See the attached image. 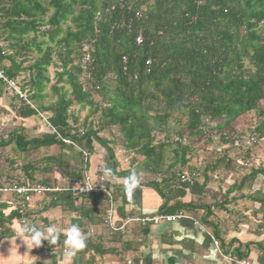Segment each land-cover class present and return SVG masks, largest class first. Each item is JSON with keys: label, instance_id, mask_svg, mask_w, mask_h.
Wrapping results in <instances>:
<instances>
[{"label": "trees", "instance_id": "16d2710c", "mask_svg": "<svg viewBox=\"0 0 264 264\" xmlns=\"http://www.w3.org/2000/svg\"><path fill=\"white\" fill-rule=\"evenodd\" d=\"M86 54L90 57L87 66L82 62ZM51 66L59 69L50 87L56 99L44 105ZM0 70L16 82L29 102L8 93L0 81V93L10 98L2 114L20 123L18 129L0 136V151L28 156L43 148L57 149L55 154L22 165L5 153L0 189L51 187V178L38 175L54 172L65 176L68 185L82 180L87 156L98 144L105 151L112 175L130 173L116 172L113 147L120 146L125 156L131 154L135 157L131 162L139 163L145 171L162 176L168 169L171 179L164 177L163 182H175L180 195L189 185L202 192L210 173L229 171L234 163L238 165L237 160H249L251 149L264 138V0H0ZM62 82L68 85L69 95L58 86ZM74 106H87L90 116L79 122L77 111L70 110ZM247 114L255 118L250 134L258 142L241 156L233 141L250 134L241 136L233 126ZM35 121L47 131L38 132L32 126ZM113 128L120 141L112 135L100 136ZM159 135L162 137L157 139ZM214 137L218 138L216 144ZM193 138L203 140L204 148L219 154L202 168L180 172L194 174L181 183L174 167L187 165L193 155L189 147ZM166 149L172 153V162L164 169ZM231 154L237 157L233 159ZM246 170L248 173L234 180L225 192L220 205L223 211L230 194L229 201L249 200L264 210V192L250 191L257 176L264 177V166ZM200 175L204 180L199 184L196 179ZM154 185L167 203L169 198L160 184ZM2 193L0 190L1 235H11L8 225L19 217L17 208L22 200L15 193H10L13 199ZM38 196L40 199L32 197L22 204L25 217L38 230L43 232L39 224L43 212L59 207L76 215L71 222L86 239L89 228L102 222L109 205L101 193L61 191ZM166 206L161 210L165 214L195 207L181 203ZM204 207V224L217 230V222L208 220L209 207ZM123 242L128 247L133 243ZM258 247L264 255V245ZM233 253L237 259H246L239 248Z\"/></svg>", "mask_w": 264, "mask_h": 264}, {"label": "crops", "instance_id": "0c3cea01", "mask_svg": "<svg viewBox=\"0 0 264 264\" xmlns=\"http://www.w3.org/2000/svg\"><path fill=\"white\" fill-rule=\"evenodd\" d=\"M8 101L6 95L0 93V113L3 109L8 108ZM214 150H219V148L215 147ZM209 151L211 152V150ZM87 160L88 167L83 175H88L94 181L99 176H104L105 186L112 194L110 221L106 222L108 206L102 222L89 228V236L87 239L85 238L86 247L77 251L75 256L69 257L64 244V233L72 225L71 220L76 215L64 212L59 207L49 208L41 215L43 222H39V224L41 227L43 226V232L48 227H55L58 233L55 244L52 247L48 245L41 247L40 242L45 239L43 236L37 244L31 239V235L20 233L1 235L0 231V264H125L127 259H131L134 264H234L220 255L215 242L222 254L235 257L233 252L239 248V252L253 264H264L263 252L258 247L259 244L264 245V210L261 211L259 206L254 205L252 210H248L247 204L254 203L249 200L239 202V206L246 209L244 214L253 219L237 223L235 220H228V212H230L228 205H226L225 211L220 209L221 198L225 200V196L219 195V190L225 194L227 189L223 190V182L228 183L226 187L228 188L233 182L232 176L225 178L220 174V169L212 176L209 172L211 177H209L204 191L201 192L200 187L189 185L184 194L180 195L178 187H175V182L173 183L172 180L163 182L171 173L168 169V172L161 176L141 169L139 163L131 162V166L136 167V173L141 179L137 186L129 189L123 183L124 178L128 175L116 176L108 172L110 168L105 151L98 144H95L94 151L87 156ZM237 164L235 165L244 169L259 166L256 161H250L245 167L241 166L238 160ZM203 165L204 163L200 159L196 163L188 161L187 165L178 166L176 172L179 174L189 171V169L192 170L194 167L202 168ZM232 168L237 167H231V170ZM121 170L123 169L117 168L116 172ZM126 170L132 171L128 168ZM48 175L52 176V181L53 179L59 181V186L69 183H67L68 179L58 172ZM170 176L166 179H171ZM203 178L204 176L200 175L196 180L200 184L204 180ZM73 182L70 185H73ZM149 183L152 185H148ZM154 184H160L162 192L169 198L167 203ZM32 197L40 199L38 195ZM177 203L191 204L195 207L184 208L171 214L167 213L170 215L184 214V217L177 218L172 222L146 226L137 222L124 223L129 217H152L161 213L162 207L166 204L167 208ZM204 206L209 207L211 212L208 220L211 221L210 218H212L213 223L217 222V230H215V226L204 224L203 218L207 212ZM257 210L259 211L255 213ZM249 211L252 213V217H250ZM6 212L8 213L9 210ZM259 214H261L260 220L257 219ZM122 226L123 228H121ZM124 240H132L133 243L128 247L124 245ZM231 240H236V242ZM95 250L98 252L104 250L105 253L101 255L98 252L95 253Z\"/></svg>", "mask_w": 264, "mask_h": 264}, {"label": "rangeland", "instance_id": "374dc122", "mask_svg": "<svg viewBox=\"0 0 264 264\" xmlns=\"http://www.w3.org/2000/svg\"><path fill=\"white\" fill-rule=\"evenodd\" d=\"M59 69H55L53 66L49 67L48 69V74H49V77H50V83L47 85L44 93L46 94L45 97L43 98L42 100V104L44 105H47L48 103L50 102H53L55 99H56V96L51 92V86L53 84H55V81H56V76H55V72H57ZM83 77V76H82ZM82 77L80 78V80L82 79ZM58 86H61L65 89L67 95H69V87L67 84H65L64 82L62 83H58ZM7 100H9L10 98L7 97ZM261 107L264 111V103L261 104ZM71 111H77V118L79 120V122H81L85 117H89V108L86 106L82 109H79V106H74L70 109ZM19 122L18 123H13L12 120H11V116H7V115H4L2 113H0V136H6L7 133L9 131H11L12 129L16 128L18 129V126H19ZM23 126H28L27 124H24L23 123ZM33 127H37V131L40 132H45L47 131V127H45L43 124H40L39 121H35V123L32 125ZM234 130L237 131L241 136H245V135H248L250 133H253L254 131V127H255V118L253 117V115L251 114H247L246 116L242 117L240 120H238L237 122H235L234 124ZM112 135V136H111ZM100 136L102 137H105V138H110L114 136V138L117 139V141H120V137H119V134L115 131V128L113 129H109V130H105L104 132L100 133ZM162 137V135H159L157 137V139H160ZM173 140H174V136L172 137ZM213 143H217L218 142V138L217 137H214L213 139ZM190 148H193V155H191L192 157H189L188 161L190 162H198L199 159L205 163L206 161L208 160H214L216 157H218V152L217 151H214V153L211 151H209V149H206L204 148L205 146V143L203 142V140L200 142V141H196L194 138L193 139H190ZM173 145V144H172ZM194 146H195V149H194ZM219 146V145H218ZM115 149V154L117 155L116 158H117V161H118V169H123V170H126L127 168L130 169V170H137L136 167H133L131 166V161L135 162V157H131V154H129L128 156H125L127 153L123 151V149L119 146H115L113 147ZM174 148V145L173 147ZM171 148V149H172ZM57 152V149L55 148H43V149H39L38 151H34V152H31V153H28V156L27 155H23V154H18V153H11L9 152L8 149H3L2 151H0V167L4 165V158L2 156H4L5 153H7V156L8 157H14V155H16L14 158H17V161L19 162V164H25L26 162H28L29 160H34V159H38L40 157H44L46 156L47 154H55ZM241 153V156H243L242 152H244V150H241L240 151ZM233 157V159H235L237 157L236 154H232L231 155ZM249 160L250 161H256L257 163H259V165H263L264 166V138L263 140L258 144L256 145L255 147H253L251 149V152H250V155H249ZM137 160L139 159V157H137ZM140 160V159H139ZM139 162V161H138ZM172 162V153L171 151L167 150L165 151L164 153V162H163V165H168ZM130 163V164H129ZM194 164V163H193ZM141 167V166H140ZM232 167H237V168H232V170H229L230 172H226V171H220V174H222V176H225V178H228V177H231L232 180H239V178H241L244 174H247L248 173V170L244 169V168H239L240 166H236L235 164H233ZM142 169V167H141ZM178 169V165L177 167L175 168V170ZM177 173V172H176ZM213 174V173H212ZM211 174V176H212ZM154 177V176H153ZM2 181L5 180V176H2L1 177ZM38 178H52L51 175H38ZM59 181L53 179L52 181V184L54 185H51V187H55V186H59L58 185ZM228 185L227 182H223V190L224 189H228L226 188ZM258 190H262L264 192V177H262L261 175L257 176V178L255 179L254 181V184L251 188V192H254V191H258ZM227 191V190H226ZM225 191V192H226ZM3 197L7 196L8 199H11V194L8 192V191H4L3 193ZM112 195V194H111ZM219 195H222V196H225V194H222L219 190ZM232 196V194H230L228 196V198H230ZM14 198V197H13ZM221 198V197H220ZM226 199L229 203L227 204L229 207L228 209H230V212H228V215H229V219L231 220H235L237 223H244L248 220H250L251 218H248L249 215H246L244 214V212H246L245 210H243L240 206H239V202L242 203L243 200H240L238 202L236 201H229V199ZM113 199V197H112ZM222 201H221V204L225 201L223 200V198H221ZM248 210H252L253 209V205L254 206H259L255 203H248ZM236 211V212H235ZM250 212V211H249ZM232 213V215H231ZM250 217H252V213L250 212ZM237 217V218H236ZM255 218V217H254ZM253 219V218H252ZM251 219V221H252ZM256 219V218H255ZM258 220L261 219V214L258 215Z\"/></svg>", "mask_w": 264, "mask_h": 264}, {"label": "built area", "instance_id": "2783aa9c", "mask_svg": "<svg viewBox=\"0 0 264 264\" xmlns=\"http://www.w3.org/2000/svg\"><path fill=\"white\" fill-rule=\"evenodd\" d=\"M121 3V2H120ZM136 42L139 44L141 42V37L138 36L136 38ZM123 63H125V57L122 58ZM82 62L84 65L87 66L90 62V57L88 54L85 55V57L82 59ZM150 60L146 61V64H149ZM0 81H2L5 84V89L8 93H12L14 95H17L20 99L25 100L27 103L28 99L20 87L16 84V82L10 78H8L2 70H0ZM33 107L32 105H30ZM49 126V125H48ZM258 142V139L256 138L255 135H248L243 139L237 138L234 139L233 143L235 144L237 150H246L249 147H252L255 143ZM241 164L247 165L250 163V160H239ZM194 177V174H187V173H182V174H177V180L181 183H186L190 180V178ZM2 192L8 191L9 193H15L18 198H21L22 204L29 203L32 200L33 195H38L40 193H47V192H71L73 194H89V193H102L106 195L108 198L109 202V207L106 210V222L110 221V218L112 216V195L111 192L106 188L105 186V177L104 176H99L95 181L92 180L88 175L84 174L82 180H75L73 182V185H62V186H55V187H43L39 185H31V186H24V185H19V186H13L11 188H4L0 189ZM18 206L17 211L19 214V217L14 221L13 224H9V230L13 234H23V235H31L30 231H26L25 229H37L35 224L29 220L27 217L24 215V208L22 206ZM184 217V214H176V215H170V214H165L163 212L155 214L152 217H142V218H134V217H129L128 219L125 220V224L128 223H140L143 226H146L148 224H159L161 222H172L173 220L177 218H182ZM15 226V227H14ZM17 226V227H16ZM123 228V226L121 227ZM0 231H2V228L0 227ZM55 243L51 242L50 239H44L42 242H40V246L44 247L46 245L52 247ZM216 248L220 255L224 257L225 259H228L232 261L234 264H253V262L249 259H237L235 257H230L228 255L222 254L219 247H217V242H215ZM125 264H134L131 259H127L125 261Z\"/></svg>", "mask_w": 264, "mask_h": 264}, {"label": "clouds", "instance_id": "9594fccd", "mask_svg": "<svg viewBox=\"0 0 264 264\" xmlns=\"http://www.w3.org/2000/svg\"><path fill=\"white\" fill-rule=\"evenodd\" d=\"M110 173L111 170L109 169ZM141 177L136 173L135 170L130 171L129 175L124 178V185L126 188H134L140 183ZM26 231L31 232V239L39 244L41 237L43 236L45 239H50L51 242L55 243L58 238V233L55 227H48L45 232H42L37 229H25ZM65 248L66 253L69 257L75 256L77 251L82 250L86 247L85 244V236L81 233L80 228L72 224L65 230Z\"/></svg>", "mask_w": 264, "mask_h": 264}]
</instances>
